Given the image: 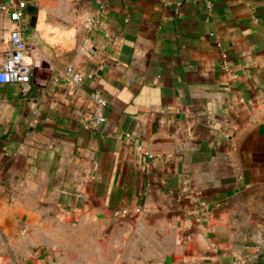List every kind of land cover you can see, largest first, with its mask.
<instances>
[{"label": "crops", "instance_id": "0c3cea01", "mask_svg": "<svg viewBox=\"0 0 264 264\" xmlns=\"http://www.w3.org/2000/svg\"><path fill=\"white\" fill-rule=\"evenodd\" d=\"M15 26L0 264H264V0H0V63Z\"/></svg>", "mask_w": 264, "mask_h": 264}, {"label": "built area", "instance_id": "2783aa9c", "mask_svg": "<svg viewBox=\"0 0 264 264\" xmlns=\"http://www.w3.org/2000/svg\"><path fill=\"white\" fill-rule=\"evenodd\" d=\"M13 5V6H12ZM26 2H19L17 5L7 4L2 6V9L8 11L11 19L18 22L25 14ZM11 47L5 52L4 58L0 63V84L16 83L27 86L31 81V75L26 69L25 55L28 48V43L19 26H15L10 32ZM65 82L72 89H80V86L85 80V76L74 66L69 65L62 70ZM237 77V75H234ZM90 101L93 104V113L90 120V125L94 128L99 127L106 122L107 117L105 108L108 106V101L103 96L99 89L92 91L89 94ZM125 137L128 141H132L136 149L142 152L145 156L153 158L154 154L148 150L142 141L135 135L134 132H126ZM116 211V215L124 213Z\"/></svg>", "mask_w": 264, "mask_h": 264}, {"label": "water", "instance_id": "95a60500", "mask_svg": "<svg viewBox=\"0 0 264 264\" xmlns=\"http://www.w3.org/2000/svg\"><path fill=\"white\" fill-rule=\"evenodd\" d=\"M28 12L32 14V23L35 24L37 18V8L34 6H29Z\"/></svg>", "mask_w": 264, "mask_h": 264}]
</instances>
